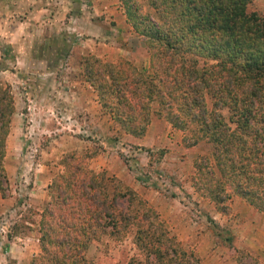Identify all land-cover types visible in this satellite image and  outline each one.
Returning <instances> with one entry per match:
<instances>
[{
	"label": "trees",
	"instance_id": "trees-1",
	"mask_svg": "<svg viewBox=\"0 0 264 264\" xmlns=\"http://www.w3.org/2000/svg\"><path fill=\"white\" fill-rule=\"evenodd\" d=\"M122 1L148 52L151 75L124 57L88 54L85 79L102 108L127 133L141 136L156 101L187 145H212L211 157L194 163L200 192L216 203L237 195L264 212V16L248 9L251 0H146L154 17L137 0ZM223 109L230 110L227 119ZM13 110L11 86L0 83L1 194ZM86 159L65 155L63 172L52 180L51 201L38 221L35 264H96L84 254L90 239L128 233L143 258L127 264H200L132 188L106 181Z\"/></svg>",
	"mask_w": 264,
	"mask_h": 264
},
{
	"label": "rangeland",
	"instance_id": "rangeland-1",
	"mask_svg": "<svg viewBox=\"0 0 264 264\" xmlns=\"http://www.w3.org/2000/svg\"><path fill=\"white\" fill-rule=\"evenodd\" d=\"M137 2L155 16L146 0ZM55 6L62 13L57 20L58 43L65 40L61 34L68 42L72 39L71 50L54 61L57 72L29 70L19 60L21 52H12L6 36L0 34V83H9L14 97L4 154L7 181L4 194L0 193V264L37 262L40 214L51 201L52 180L63 172V158L70 153L87 157V167L104 173L106 181L112 178L132 188L186 256L200 264H264V212L237 195L216 203L196 186L194 163L202 156L211 157V143L187 145L184 132L168 122L156 101L143 135L127 133L102 108L85 79L83 61L88 54L115 61L147 51L140 47L124 2L67 0L65 7V0H56ZM248 9L264 16V0H251ZM127 44L134 49L131 54L122 49L109 58L111 52H104L111 48L119 52L117 48ZM38 61L34 60L36 65ZM139 67L144 75H151L147 63ZM207 101L211 109L209 93ZM221 113L227 119L230 110ZM84 254L96 264H127L131 257L143 258L133 233L90 239Z\"/></svg>",
	"mask_w": 264,
	"mask_h": 264
},
{
	"label": "crops",
	"instance_id": "crops-1",
	"mask_svg": "<svg viewBox=\"0 0 264 264\" xmlns=\"http://www.w3.org/2000/svg\"><path fill=\"white\" fill-rule=\"evenodd\" d=\"M55 3L56 0H46L44 2L41 0H0V34L2 33L6 36V42L8 47H11L12 52H21L19 60L25 63L29 70L35 68L36 71L43 74L57 72L58 65H55L54 61L64 58L71 50L72 45V39L68 42L66 34H61L65 37V40H61L58 43L56 38L57 20L62 13H58ZM66 6L67 0H65ZM117 12L120 14V11L117 10ZM119 28L117 29L119 30ZM142 45L143 43L140 45L141 48L145 47ZM117 49H120V51L117 52L115 48H111L104 52H111L107 56L112 58L120 55L122 49V51L130 52V54L134 50L129 44L124 46V48L119 47ZM59 52L62 53V56L58 55ZM115 52H117L116 55H114ZM148 56L146 51L141 53L140 56L127 58L131 59L137 68H140L141 64L147 63V66L149 65ZM35 59L39 60L38 65L35 64ZM63 63L62 65L66 68L68 64L65 60ZM39 65L42 66L38 68ZM22 67L17 66L21 71L24 68Z\"/></svg>",
	"mask_w": 264,
	"mask_h": 264
}]
</instances>
